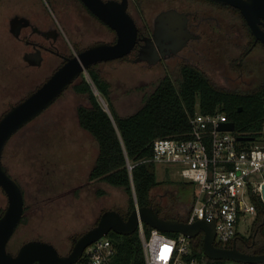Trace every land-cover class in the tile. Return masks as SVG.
Here are the masks:
<instances>
[{
	"label": "rangeland",
	"instance_id": "obj_1",
	"mask_svg": "<svg viewBox=\"0 0 264 264\" xmlns=\"http://www.w3.org/2000/svg\"><path fill=\"white\" fill-rule=\"evenodd\" d=\"M16 12L28 15L41 27L56 24L68 50L74 49L70 41L83 45L106 37L105 32L82 31V24L72 23L68 0H0L1 103L10 97L8 90L15 93L27 84L30 86L43 79L58 60L46 50H43L40 63L22 59L21 51L23 53L30 45L9 27V19ZM26 30L27 27L22 26L20 34ZM33 36L42 41L53 40L39 33H33ZM200 56L201 51L196 50L186 61L197 64ZM130 58V55L116 56L95 64L109 79L110 97L98 89L88 68L82 71L101 104L108 108L110 105L114 112L127 113L138 107L163 72L167 71L176 84L181 77L179 63H172L164 70L151 62H134ZM247 59L262 66L256 82L263 81L264 48L258 46L257 50L248 54ZM147 64L152 66L146 67ZM214 78L221 80L220 77ZM84 96L83 91L79 93L65 87L37 114L36 121L17 128L16 131L19 130L14 131L8 140L7 145L19 148L17 155L11 158L9 172L20 183L24 202L38 205L34 212L26 210L18 222L9 243L12 247L19 238L40 237L52 241L59 250H66L74 232L90 225L102 208L127 209L128 192L123 185L113 184L101 177H87L97 155L98 143L89 130L78 125L74 116L75 104ZM154 168L159 179L156 188L164 204L162 209L174 211L189 206L193 182L185 180L174 169L166 170L161 163H155ZM1 190L0 207L4 196ZM254 215L253 212H246V221L240 226L242 233L249 232ZM227 261L244 264V261L230 258Z\"/></svg>",
	"mask_w": 264,
	"mask_h": 264
},
{
	"label": "trees",
	"instance_id": "obj_2",
	"mask_svg": "<svg viewBox=\"0 0 264 264\" xmlns=\"http://www.w3.org/2000/svg\"><path fill=\"white\" fill-rule=\"evenodd\" d=\"M78 45L76 44L77 48L79 47ZM21 57L26 62H29L22 56V51ZM101 61L96 63H100ZM96 63L87 68L98 89L106 97H110L109 79L102 73L103 70L95 67ZM43 79L36 81L30 86L27 84L25 88L15 93L8 90L10 97L3 99L2 103L0 102V114L12 102L24 96ZM66 87L72 88L75 92L80 93L83 91L85 93L84 98L79 99L75 104L74 116L78 125L89 130L95 136L98 143L97 155L88 171L87 177L88 179L101 177L113 184L124 186L128 192L129 201L127 209L123 210L116 207L124 215L134 206L135 199L132 193V188H134L136 201L139 204L151 203L165 216H176L179 218H186L187 216L188 206H183L184 210L182 208L174 211H164L162 209L164 204L159 198V189L156 188L159 179L156 177L155 163L151 159H141L142 157L151 155L152 139L155 135H186L189 130V113L195 108H199L202 111H211L216 108L223 109L228 117L234 120L235 127L253 132L256 131L264 119V80L250 90H239L226 86L219 79H215L204 73L193 62H184L181 65V77L178 84L175 83L168 72L163 73L154 87L143 97L140 105L134 110L127 113H118L114 112L109 105L112 117L97 98L82 71L80 72V76L73 79ZM37 114L29 118L21 126H26L28 123L36 121ZM13 133L7 138L1 156L2 161L7 166L8 172L10 162L12 161L11 158L13 159L17 155V150L19 149L18 147L13 148L7 145ZM128 163H131L130 167ZM1 191L5 197L3 196L2 199L0 213L6 202V194L3 190ZM41 204L42 202H40ZM255 204L256 213L251 223V231L247 234L242 233L241 235L247 241H251L253 229L256 227L251 248L253 251H264V207L258 199H255ZM36 206L38 205L33 203L28 205L27 202H24L19 221L26 210L34 212ZM102 210L103 208L90 225L96 222ZM149 227L150 224L144 222L145 232L149 230ZM15 228L7 241V247L12 251H15L23 240L29 238H19L15 241V246H10V239ZM85 228L74 232L71 244L73 237ZM166 231L170 233L177 232V230ZM105 235L112 240L115 247L109 264H145L143 246L137 227L129 232H119L109 229ZM201 239V232L190 237L193 252L197 254L203 252ZM68 249L60 251L66 252ZM226 259L208 256V264H223ZM251 263L264 264V260Z\"/></svg>",
	"mask_w": 264,
	"mask_h": 264
},
{
	"label": "water",
	"instance_id": "obj_3",
	"mask_svg": "<svg viewBox=\"0 0 264 264\" xmlns=\"http://www.w3.org/2000/svg\"><path fill=\"white\" fill-rule=\"evenodd\" d=\"M223 1L238 6L254 35L264 41V28L258 23L260 17L264 16V0ZM83 2L114 28L115 38L96 40L67 55L40 83L12 102L0 114V187L6 194V202L0 213V264L71 263L80 256L88 243L104 235L109 229L129 232L136 228L140 219L160 229L182 231L190 236L201 231L202 249L212 258H230L244 262L264 260V251L241 249L236 243V237L228 245L216 243L214 225L204 218L187 220L176 216H165L151 203L139 204L136 201L134 188H132L134 206L126 215L116 207L104 208L95 223L73 237V242L66 252H61L52 241L40 237H29L23 240L15 251L7 247L8 238L22 215L24 205L22 187L19 181L8 172L6 164L2 161V150L7 138L25 121L47 106L81 71L95 61L128 52L137 39V25L127 9V0H83ZM27 22V16L14 14L9 19V27L17 32L19 25ZM146 46L145 43L141 47L138 56L147 55L143 51ZM41 56L39 47L23 52V57L32 63H39ZM154 59L150 58V60ZM103 106L112 117L109 108L106 105ZM233 125V119L221 121L219 124L220 127H233ZM238 137H250V135L238 134ZM262 192L264 194V182H262ZM255 231L256 229L253 235Z\"/></svg>",
	"mask_w": 264,
	"mask_h": 264
},
{
	"label": "built area",
	"instance_id": "obj_4",
	"mask_svg": "<svg viewBox=\"0 0 264 264\" xmlns=\"http://www.w3.org/2000/svg\"><path fill=\"white\" fill-rule=\"evenodd\" d=\"M228 119L232 118L223 109L195 108L189 113L186 135H155L151 155L141 158L161 163L193 182L185 219L201 217L212 222L214 241L223 245L242 236L240 226L246 221V212L256 213L255 199L264 207V119L254 132L235 127V122L233 127L219 126ZM136 227L145 264H208L204 251L193 252L187 233H170L154 225L145 232L141 219ZM114 250L112 240L104 234L88 243L71 264H109ZM223 264L238 263L226 259Z\"/></svg>",
	"mask_w": 264,
	"mask_h": 264
},
{
	"label": "flooded vegetation",
	"instance_id": "obj_5",
	"mask_svg": "<svg viewBox=\"0 0 264 264\" xmlns=\"http://www.w3.org/2000/svg\"><path fill=\"white\" fill-rule=\"evenodd\" d=\"M127 1V9L137 25V39L132 48L119 57L125 54L130 55L129 60L131 61L145 60L146 63L151 62L164 70L168 69L172 63H179L181 70L184 62H190L186 59L192 57L196 50H200L201 58L196 62L199 69L213 78L220 77L221 83L226 86L250 90L261 83L256 82V79L260 75L262 66L255 61L248 60L247 56L257 50L258 46L264 48V41L254 35L250 24L238 6L223 0ZM68 3L72 23L82 24V31L105 32L106 37L94 39L83 45L77 44L78 48L70 41L74 49L68 50L64 37L56 24L41 27L28 15L16 12L17 15L28 17V22L21 23L17 32L12 30L19 34L22 41L30 45L24 51L39 47L42 53L41 62L43 50H46L58 58L53 68L79 48L100 39L113 40L116 36L114 28L92 11L83 0H68ZM258 23L264 28V16L260 17ZM24 25L27 30L20 34ZM33 33L42 34L47 39L53 40L42 41L33 36ZM145 43L147 46L143 51L147 55L138 56ZM150 58L155 59L150 60ZM149 65L151 64L145 66ZM79 76L80 73L75 78ZM253 239L254 235L251 241H247L243 236H237L236 243L241 249L253 251L251 248ZM244 264L253 263L244 262Z\"/></svg>",
	"mask_w": 264,
	"mask_h": 264
}]
</instances>
